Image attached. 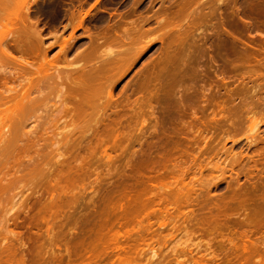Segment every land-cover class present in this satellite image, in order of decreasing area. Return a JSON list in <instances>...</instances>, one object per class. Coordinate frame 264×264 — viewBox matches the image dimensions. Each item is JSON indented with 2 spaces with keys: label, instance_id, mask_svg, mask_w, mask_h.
Segmentation results:
<instances>
[{
  "label": "rangeland",
  "instance_id": "rangeland-1",
  "mask_svg": "<svg viewBox=\"0 0 264 264\" xmlns=\"http://www.w3.org/2000/svg\"><path fill=\"white\" fill-rule=\"evenodd\" d=\"M22 1L0 0V13L13 16ZM37 1L30 20L44 47L68 38L64 15L78 2L90 11L67 57L79 68L101 67L121 40L112 33L148 19L149 33L87 85L89 121L63 109L39 113V123L25 121L21 150L0 156V241L16 254L10 263L264 264V0H99L94 8L96 0H54L53 16L43 9L52 0ZM107 24L121 30L90 59H75ZM63 76L44 91L49 106L74 96ZM72 118L77 129L65 137ZM26 155L35 161L27 165Z\"/></svg>",
  "mask_w": 264,
  "mask_h": 264
},
{
  "label": "bare ground",
  "instance_id": "bare-ground-1",
  "mask_svg": "<svg viewBox=\"0 0 264 264\" xmlns=\"http://www.w3.org/2000/svg\"><path fill=\"white\" fill-rule=\"evenodd\" d=\"M207 1H211V0H207ZM219 1L220 0H218V2ZM18 2L21 3V1H17V3ZM37 2H38L37 0H24V2L22 1L23 6L21 4H20L21 6H19L18 5L19 3L16 4L17 5L16 8L19 11L17 12L15 11V14L14 13L9 14V15H13L15 19L13 16H10L11 18L10 17L8 18V16H6V14L8 15L7 12L5 14L0 13V51L2 52V56H3V61H0V156L3 155L4 151L6 152V150L11 149V148H13V151L17 150L16 152L21 150L19 149L21 148L20 145H22V143L25 144V142L23 141H25V139L26 141H28L27 134L28 135L31 134V132L28 133L26 131L25 133V131H23L27 127V126L26 127L24 126L25 121L26 120L30 121V119H33L35 123L36 122L39 123L40 120H43V117L41 115L46 111L50 110L49 112H46L47 114H49L51 112L57 111L58 109H63L65 113L64 115H66V117L70 118L72 117L71 116L72 113L73 114L76 113L74 114V116H76L75 120L79 117H80L79 118L80 122H82L83 119L86 120V117L84 116H87V115L81 116V114L83 113L86 114L85 111L87 109H91V108L93 109L94 107V104H93L94 98L91 97L92 91H87V90L85 91V89L92 90V88H88L89 86L87 87V85L91 83L93 80L99 81L98 83H100L101 81L100 73L103 72V69L106 67H110V66L113 67L114 65H118V64L120 65V62L124 60V57L126 55H129L131 51H135L136 49L135 47L136 46L139 47V44H141L140 40L145 38L147 34L149 33L147 30H143L142 28V26H145L147 24L149 19L143 22V25L139 26L138 28L133 29L132 30L133 34L128 32L129 36H128V33H126V31L124 32L125 34H121V33L120 35L118 34L119 37L115 36L112 33L113 38H117V39L121 38V40L123 41L120 40L118 42L117 40L116 42L118 46L116 47L115 50L108 51L107 53L105 52L106 54L104 56L106 58H103L104 57L103 55H102L103 57L101 56L104 59V60L103 59L100 60L102 62L101 67L99 69L97 68V71L95 69L88 68L86 66H82V67L80 66L79 68V66L76 64L75 65H72V63L70 64L67 57L74 48V45L76 42L75 33L79 29H84L86 32H88V30L84 27V23H85V18L90 16V11L83 13L82 11L83 4L81 2H78L79 10H77L78 8L76 7L77 8L76 14H75V9L74 11L71 10L70 12L68 9H64V10H68L67 12L65 11L66 13L69 12L68 14L64 15L66 16L68 20V24L67 26L64 27V30L67 27L70 28V33L68 35V38H63V36L54 37L53 38L54 41L48 47H44V38L41 34V30L39 31V29H37L36 22H31L30 20L31 19V9L33 5H35ZM98 2L99 0H96L95 3L90 7L94 8ZM18 6L20 7V9L18 8ZM43 9L45 13L48 14L49 16H53L57 14V11L54 9V0L45 3ZM2 12H5V11L3 10ZM248 13H247L248 16L251 15L252 18L254 17L255 19H258L260 15L257 13V10L256 11L249 10ZM98 19L101 22L103 20L102 17ZM153 19L157 20L156 17H154ZM158 21L160 22L161 20H158ZM234 26L231 25L229 26V28L230 27L232 28ZM110 27L111 26L110 25L108 26L107 24L104 31L100 35H96L93 37L91 35H88L87 37L90 40V45L84 50L78 52L74 58L75 59L76 58L90 59V56H92V53H93L92 51H95L96 49L100 48L101 47L100 45H103L104 43L108 41V39L112 38L109 35V32H113V31L119 32L118 30H121L120 26L119 27L117 26L116 27L117 29L115 30L112 29L114 25H112V28ZM257 27H260V26L258 25ZM109 28L112 30H109ZM173 28H178V27H173ZM235 28L234 30L236 32ZM167 29L168 27L161 25L158 31L165 32V30ZM231 30H233V28ZM122 35H123V38L125 36V39L127 37L128 38L132 37L131 41L134 38L133 42H131L132 44L131 43L128 44V42H130L129 41L130 39L129 40L128 38L126 40L122 39V37H120ZM125 41L126 42L128 41L127 42L128 45L125 43ZM145 43L146 44L144 45L146 46L142 47L143 50L146 49V47H148L147 43H149V45L151 44L149 41ZM231 43L233 47L235 44L233 42ZM53 47H58L59 51L52 59H49L48 53H49V50ZM15 54H17L19 57L15 58L14 56ZM61 58H62V61L65 63V65L63 66L62 69H56L53 66V63L59 62ZM97 72L99 74H95ZM93 74H95V76H93ZM61 75H64L63 78L66 81H69V86L68 88H66L68 94L74 95V96L73 98H71V96H66V99L64 98L59 106H56V104H52L49 106L47 103H45L44 91L46 90L47 87H49L50 81L56 82L55 80L60 79ZM82 83H83V87L79 86V85H82ZM77 96L79 97V99H76ZM109 98L110 100L107 99L108 100L107 102L113 99V98L111 99V97ZM102 100H100V102ZM68 101L71 102L70 104L72 107L71 109L65 108ZM104 101L105 100H103L102 102ZM96 109H95V113L96 111H98V108ZM39 113H42V114H39ZM81 117H82V121H81ZM87 120L89 121L90 119H87ZM255 120L254 119L250 120L249 125H246L248 126L247 130L249 132L250 139H254L255 137L254 134L256 133L257 128H258V122H257L258 120L257 121ZM69 121H70V125L68 124L67 127L65 126L67 128L66 130L67 135L65 137L68 136V133L70 135L71 131L73 130L76 131L77 129L76 122L73 120V118ZM83 123H86V122H83ZM74 127H76V129H73ZM70 128L71 130L70 132H68ZM63 140L66 141V139H63ZM18 143H20V145ZM18 145L19 147H16ZM35 155L37 156V154ZM33 156L34 155H31L29 157L27 156L28 157L27 165L28 164L30 165L32 161H35V158ZM104 157L108 158L106 155H104ZM23 162L24 160H21L20 164H22ZM3 177L0 179V188H1L2 182H4L5 180V176ZM16 235L19 236L18 233ZM16 239L18 241V238ZM5 242H6L5 239H2L0 241V264H11L13 261L11 263L10 261L15 259V258L12 259L11 257L15 256L16 254H13L14 251L9 249V247L5 245L6 244ZM20 243H23V242L20 241ZM22 245L23 244H21L20 246ZM7 254L10 256L12 254V256L9 257ZM151 255H152L151 258L156 255L153 250H151ZM6 256L7 258H5ZM9 258L11 260H9ZM21 259H22L21 261H18V262L16 261V264H24L25 262L24 258H21Z\"/></svg>",
  "mask_w": 264,
  "mask_h": 264
}]
</instances>
